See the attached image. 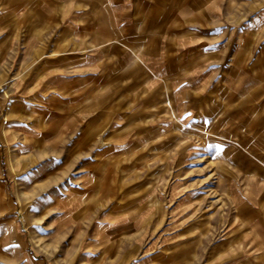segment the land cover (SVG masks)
Listing matches in <instances>:
<instances>
[{
    "label": "rangeland",
    "instance_id": "374dc122",
    "mask_svg": "<svg viewBox=\"0 0 264 264\" xmlns=\"http://www.w3.org/2000/svg\"><path fill=\"white\" fill-rule=\"evenodd\" d=\"M74 10L0 0V264H264L232 198L234 124L186 69L147 75L86 36L97 9L59 36Z\"/></svg>",
    "mask_w": 264,
    "mask_h": 264
},
{
    "label": "crops",
    "instance_id": "0c3cea01",
    "mask_svg": "<svg viewBox=\"0 0 264 264\" xmlns=\"http://www.w3.org/2000/svg\"><path fill=\"white\" fill-rule=\"evenodd\" d=\"M10 3L17 14L24 9H28V14L30 10L40 13L38 10L54 4L66 15L67 9H75L74 16H65L60 23L59 36H83V14L89 13L83 9H97L91 11L88 24L92 33L86 36L95 35L93 31L99 32V27L105 28L102 36L113 38L102 45L122 44L134 54L132 58L145 74L178 76L180 68H184L188 80L191 78L187 86L195 80L201 82L209 112H223L227 122L234 124L233 131L219 137L234 140L230 148L235 149V166L249 174L245 175L243 188L237 182L232 184V198L238 199L241 219L252 227L256 248L264 251V32L259 33L260 26H264V12H254L250 6L253 4L244 5V0H10ZM98 9L107 16L105 21L103 16L98 20L101 16ZM164 9H170L166 17ZM74 56L78 57L77 51ZM178 84L177 80L176 91Z\"/></svg>",
    "mask_w": 264,
    "mask_h": 264
},
{
    "label": "snow or ice",
    "instance_id": "6c2138e0",
    "mask_svg": "<svg viewBox=\"0 0 264 264\" xmlns=\"http://www.w3.org/2000/svg\"><path fill=\"white\" fill-rule=\"evenodd\" d=\"M190 115V114H189Z\"/></svg>",
    "mask_w": 264,
    "mask_h": 264
}]
</instances>
